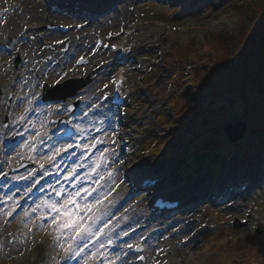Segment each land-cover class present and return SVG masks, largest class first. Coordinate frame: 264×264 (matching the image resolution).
<instances>
[{
	"label": "rangeland",
	"instance_id": "374dc122",
	"mask_svg": "<svg viewBox=\"0 0 264 264\" xmlns=\"http://www.w3.org/2000/svg\"><path fill=\"white\" fill-rule=\"evenodd\" d=\"M119 1L110 2L95 16L93 12L83 13L71 7L63 12H53L48 8L52 0H0V41L11 36V43L16 47L23 45L25 56L18 68L23 77L16 79L11 56L0 50V83L5 82L1 110L3 116H9V126L13 127L8 133L10 138L8 134L0 136V151L5 154L4 172L23 160H32L36 168H42L43 164L44 169H50L46 165L51 164L48 157L62 142L72 143L49 139L41 143L42 136L48 135V124L46 112L40 111L43 107L34 103L41 90L40 79L33 77L36 82L34 90L29 85L32 79L29 74L33 73L34 67L42 66L50 84L70 76L89 75L91 82L86 86L87 91L79 95L81 102L69 120L79 125L78 134L84 148L100 143V149L90 158L89 169L83 179L93 174H107L109 180L103 193L87 201L92 204L99 200L100 203L90 214L83 215H91L92 220L99 209L116 202L115 208L106 212V221L97 222L95 227H103L116 214H122L119 225L131 220L126 228L147 224L144 232L129 240L137 246H144L141 255L145 256L146 264H264V168L251 192L237 196L232 205L217 207L198 199L206 186L216 190L231 187L246 176L253 178L256 173L257 160L253 155L258 147L254 132L228 146L224 142V139L229 141L223 131L224 125L219 121L229 120L233 100L216 89L206 95L196 83L197 78L193 77L198 68L204 72L211 70L215 61L208 56L209 53L200 56V51L193 52V41L195 48H203L206 32L241 27V16L235 7L240 0H197L191 2L192 7L184 5L186 0ZM57 23L73 24L74 28L68 34L38 29L49 42L47 47L38 42L36 47L22 38L28 24L38 28ZM99 38L104 41L102 46ZM65 39H70V47L62 52ZM127 39L130 45L137 44L135 51L140 53V63L129 71L132 88L129 114L122 116L112 112L104 95L111 90L115 74L119 72L111 54V45L127 42ZM46 55L47 61H42ZM61 57L65 62L53 65L52 61ZM82 58L86 61L79 63ZM65 70L70 73L63 76ZM10 92L14 97L7 105ZM197 103L208 109L216 108L212 110L217 113L215 122L209 124L194 119V116L201 117L194 115L199 106ZM244 106L242 104L235 109L240 118L249 121V129L252 130L255 114L244 112ZM65 107L61 114L68 113L64 111ZM35 108L38 110L29 113ZM9 126L1 123L0 129L6 132ZM128 128L136 135L134 143L137 150L132 161L150 171L166 167L170 173L163 190L167 194H182L187 198L183 205L186 208L170 214L152 212L146 196L135 193L124 180L127 163L118 153L117 141ZM97 129L101 131L96 137L92 136ZM14 132L22 137L16 148H13ZM210 141L215 143L211 151L207 148ZM25 168L10 176H21ZM2 173L0 171V176ZM67 177L59 186L66 193V198L68 192L74 194L76 191L71 189L67 192L64 188ZM3 199H0V240L6 242L7 251L0 249V264H65L68 255L60 245L66 247L70 242L67 239L70 231L62 232L50 220L37 233L32 232L36 212L43 208L41 213L50 215V205L59 202L53 199L39 201L40 207L32 208L37 209L33 220L25 222L24 217L28 213L26 215V211H22L11 218L9 200ZM81 200L78 202L83 206L85 201ZM236 217L246 220L245 225L236 228ZM207 224L214 227L207 229ZM171 225L174 231L169 234ZM11 237L13 242L20 244L15 253L9 251ZM87 238L89 241L96 237ZM189 240L193 247H190ZM85 257H82L85 260L83 264L95 261V258ZM115 258L120 264L121 256L118 254H111L99 264H115Z\"/></svg>",
	"mask_w": 264,
	"mask_h": 264
},
{
	"label": "trees",
	"instance_id": "16d2710c",
	"mask_svg": "<svg viewBox=\"0 0 264 264\" xmlns=\"http://www.w3.org/2000/svg\"><path fill=\"white\" fill-rule=\"evenodd\" d=\"M236 4V11L241 16V27L206 32L203 48H195L196 43L195 40L193 41V52L200 51V56L209 53L208 56L215 60L212 62L214 66L210 67L211 70L204 72L202 68H198L193 72V77L197 78L196 83L202 86L208 95L216 89L221 94H228L227 96L233 100L228 121L240 118L235 108L238 109L242 104H245V112L255 114L252 131L260 138L258 142L260 153L256 156L262 159L264 158V0H240ZM215 109L197 106L195 114H199L203 121L211 124L215 122L217 113L212 111ZM228 121H219V124L224 125Z\"/></svg>",
	"mask_w": 264,
	"mask_h": 264
},
{
	"label": "snow or ice",
	"instance_id": "6c2138e0",
	"mask_svg": "<svg viewBox=\"0 0 264 264\" xmlns=\"http://www.w3.org/2000/svg\"><path fill=\"white\" fill-rule=\"evenodd\" d=\"M68 110L69 109L67 107L64 108V111ZM75 127L76 129H79V125H76ZM37 135H39V133H37ZM72 138L73 132L71 130H66L64 136L60 137L59 139L61 141H64L71 140ZM45 139L50 140L52 139V137L50 135L42 137L41 143H43ZM78 147H80L78 143L62 142L60 146L55 149L52 155L48 157V160L51 163L55 164L57 156L62 157L64 153L71 154L72 150ZM56 166L58 167L59 165L56 164ZM41 167L43 168L44 165L42 164ZM79 167L80 165H76V168H74L73 171L68 174L67 178L71 179L73 176H76ZM93 171L95 172V169H93ZM78 179L79 178L77 177V180ZM103 179L104 177L100 176L99 179L95 181L97 187L100 186V181ZM36 183H39V181H36ZM34 186L35 185H33V187ZM74 187L76 188L74 195L72 193H69L67 198L62 202L52 203L50 205L51 210L56 213L55 216L51 217L52 223L62 232L64 230H68L71 233V235L67 237V239L70 241L67 246L65 247L64 244L60 245L65 253H67L69 259H71L73 256H80L84 249L88 247L86 237L99 238L103 234V228L107 227V224H105L103 227L97 228L95 227L94 223H89V221H91V215H88L87 217L83 215V213L90 214L96 207V205L100 203L99 200H95L92 204H89L87 202L88 197L92 196L93 192L96 191V188H92L91 190H89V188L84 187L83 184L74 185ZM27 191L31 192L32 188H28ZM56 194L58 196H63L64 190L61 189ZM79 199H83L85 201L83 206L78 202ZM39 207L40 205H37V208ZM36 210L37 209L34 208L33 212H35ZM9 215H11V213H9ZM58 220L60 221L59 223H57ZM108 243L111 244V240H109ZM73 244H75V247L73 246ZM101 247H103V245H101ZM129 248H131V245H129ZM140 250L141 249L137 248V251ZM91 255L95 256V253H91ZM140 259H143V257H140Z\"/></svg>",
	"mask_w": 264,
	"mask_h": 264
},
{
	"label": "bare ground",
	"instance_id": "6f19581e",
	"mask_svg": "<svg viewBox=\"0 0 264 264\" xmlns=\"http://www.w3.org/2000/svg\"><path fill=\"white\" fill-rule=\"evenodd\" d=\"M58 2H60V3H67V4H72L73 5V9L74 10H76V9H78V10H82L83 8H84V6H83V2H82V0H57ZM34 38H35V34H33L32 35ZM122 45H126V43H123ZM129 58V57H128ZM131 58V57H130ZM86 73H88V70H86ZM37 75H39V74H35V73H30L29 74V76L30 77H32V79H31V81H30V83H29V85H30V88L32 89V90H34L35 89V85H36V82H35V79L34 78H36L37 79ZM34 77V78H33ZM12 131V128L11 127H9V129L6 131V132H4L3 130H0V136L2 135V134H8L9 132H11ZM127 134H129L128 136H130V137H132L133 138V136L131 135L132 133H131V130H128L127 131ZM7 137L8 138H10V135L8 134L7 135ZM17 138H18V136H17ZM19 144V139L18 140H16L15 141V144H14V148L15 147H17V145ZM65 155H67L68 156V158H69V162L68 163H65V160L62 158V157H64ZM62 157L61 156H58L57 158H56V160H59V164H66V166H65V168H64V170L61 172V174H59V175H57L58 177L60 176V177H62L66 172H68V170H69V167L70 168H72V171H73V169L74 168H76V163H77V161L79 160V156H70V154H68V153H64L63 155H62ZM4 160V157H3V155H1V157H0V161L1 160ZM31 168L33 169V171L30 173V174H28L27 175V177H29L30 178V176H34V175H38V174H40V170H37L34 166H31ZM29 169L30 168H27L26 169V172L28 173L29 172ZM80 172H83V171H81V168L79 167V169L77 170V174H76V176H73L72 177V180H76L77 181V184L76 185H78V184H83V186L84 185H86L85 183H82L81 182V177H82V175L81 174H79ZM49 173H46V174H44V172H42L41 174H40V180H39V182H44V181H49L50 180V177H49V175H48ZM3 175H5L4 173H3ZM77 177L79 178L78 180H77ZM13 181H15V180H13ZM0 182L1 183H4L5 182V180L4 181H1L0 180ZM103 183V181H101L100 182V184H102ZM13 186H11V188L10 189H8V190H6V191H4V192H2V194H3V196H7L8 197V199L10 200V202L11 203H9L8 204V207H13V210H14V212H13V215L17 212V210H16V206L18 205V203L16 202V199H15V196L16 195H14L13 194V189H14V186H16L15 185V182H14V184H12ZM17 189H20L21 187H16ZM18 191V190H17ZM114 207H115V204H112V205H109V206H107V207H105V208H102V210H100L94 217H96L97 219H99L100 221L101 220H104L106 217H107V215H105L106 214V212L111 208V209H114ZM12 215V216H13ZM56 215V213H53V214H51L50 215V219H51V217L52 216H55ZM115 223L116 222H113V223H110L109 225H108V227H106V232L102 235V238H100L99 240H97V241H93V242H87V244H88V247L87 248H85L84 249V251L81 253V255L80 256H73L71 259H69L68 258V260H67V262L65 263V264H82L83 262L81 261V258L82 257H85L86 256V258H88V259H90V258H95L96 259V261H95V264H97V263H99V262H101V260H103L104 258H107L112 252H118L117 250H118V248L117 247H111L109 250H106V246H103V247H101V243L102 242H104V241H107L109 238H113V237H115L116 236V234H117V232H119L120 231V228H122V227H126V226H128L130 223H128V222H125L124 224H122L120 227H118V226H116V227H113L114 225H115ZM112 227H113V229H112ZM170 228H171V232L169 233V234H171L173 231H174V229H172V225L170 226ZM15 234V233H14ZM189 244H190V247H193V245L191 244V241L189 240ZM108 246V245H107ZM4 249V252L5 251H7L6 250V248H5V244L3 243V241H1L0 240V249ZM18 248H19V243H11L10 244V249H9V251L12 253H15V252H17V250H18ZM91 253H95V256H93V255H91ZM127 255H128V253H126ZM125 263V262H124ZM144 262L142 261L141 262V264H143ZM132 264H138L137 262L135 263V262H133Z\"/></svg>",
	"mask_w": 264,
	"mask_h": 264
},
{
	"label": "water",
	"instance_id": "95a60500",
	"mask_svg": "<svg viewBox=\"0 0 264 264\" xmlns=\"http://www.w3.org/2000/svg\"><path fill=\"white\" fill-rule=\"evenodd\" d=\"M88 79L83 78H70L62 84H57L55 87L50 88V91L46 95L49 99H54L58 97H65L67 95L73 94L80 87L84 86ZM76 103L73 105L75 107ZM5 123L8 124V118L5 119ZM248 128V123L246 120H236L232 123H228L224 126V131L226 135L231 139V141H237L241 138ZM245 223L236 219L235 226L240 227Z\"/></svg>",
	"mask_w": 264,
	"mask_h": 264
}]
</instances>
